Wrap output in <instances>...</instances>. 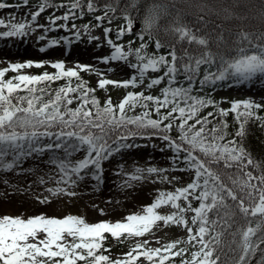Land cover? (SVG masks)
Instances as JSON below:
<instances>
[{"label":"snow or ice","instance_id":"1","mask_svg":"<svg viewBox=\"0 0 264 264\" xmlns=\"http://www.w3.org/2000/svg\"><path fill=\"white\" fill-rule=\"evenodd\" d=\"M141 3L38 0L29 19L16 21L13 17L7 23L0 19V26L7 28L0 31V38L26 37L39 28L45 35L37 39L45 40L54 28H67L69 21L94 14L95 23L90 20L80 27L89 34L102 27L111 51L101 61L121 62L131 70L128 78L113 80L92 65L66 67L60 60L50 64L56 71L36 75L21 70L40 68L41 62L0 67V179L7 184L3 174L18 169L32 173L34 169L23 167L31 159L49 169L38 182L53 185L46 189L49 195L36 197L38 202L73 197L77 195L73 189L86 177L102 182L104 163L122 149L133 147L130 141L140 137L162 141L161 151L174 153L171 167L182 162L180 171L191 174L190 182L183 184L168 168L153 164L136 165L130 171L120 165L117 174L125 177L121 187L132 188L151 177L173 187L157 189L150 204L115 222L89 223L73 214L0 216V264H138L141 257L148 264H174V257H180L179 264H264V161L258 163L244 143L250 124L264 127L260 114L264 103L247 98L232 100L224 108L201 92L203 86L220 81L264 78V31L240 28L227 38L222 32L213 38L212 32L193 28L177 15L164 29L172 40L162 43L154 31L159 29L164 6L150 3L141 17ZM22 4L28 5L29 0ZM10 7L0 2V9ZM98 7H102L101 14H95ZM53 8L64 9L63 14L52 13L47 24L38 23L41 14ZM117 19L123 21L118 28L103 26L105 21L111 25ZM138 19L140 32H136ZM199 19L203 21V17ZM70 30L80 37L76 23ZM129 33L136 34L138 45L121 41ZM61 39L68 41L67 37ZM150 42H154V51L148 50ZM59 43L51 39L45 47ZM93 71L100 77L95 88L81 76V72ZM9 72L14 75L6 78ZM58 81L64 83L53 87ZM196 84L200 87H194ZM108 86L126 90L118 103L110 95L103 101L96 95L97 89L107 91ZM229 116L234 132L229 131L233 126ZM165 207L171 211L162 214ZM100 214L105 215L103 209ZM158 222L182 227L187 238L156 248L148 240L137 239L128 252L115 259L106 254L110 253L105 246L109 235L123 243L152 233Z\"/></svg>","mask_w":264,"mask_h":264},{"label":"rangeland","instance_id":"2","mask_svg":"<svg viewBox=\"0 0 264 264\" xmlns=\"http://www.w3.org/2000/svg\"><path fill=\"white\" fill-rule=\"evenodd\" d=\"M3 1H7L5 3L12 5L10 8L0 9V19H4L6 23L13 17L16 21L29 19V11L35 10L36 6L35 3H29L28 5L19 3L21 6L16 7L18 3L0 0V2ZM63 2L66 3L67 0ZM63 11L64 9H48L38 18V23L47 24V18L50 14L62 15ZM101 12L102 9L97 10L95 14H101ZM91 15L87 14L75 21H69L67 28H54V30L46 34L45 40L37 39L39 35H45L43 30L39 28H36L34 32H31L26 37L0 38V67H6L8 63H25L29 60L41 62L43 66L40 68L33 66L21 70L22 73L36 75L45 71L49 73L56 71L50 67V64L60 60L65 63L66 67H76L77 65L85 64L92 65L94 69L103 72L108 78L113 80L128 78L131 70L125 67L123 63L112 61L105 64L101 61V58L109 55L111 51L103 39L102 27L93 28L90 34L80 27L82 24L88 23ZM59 23H63V21H57V24ZM72 23H76L78 28H80L81 35L79 38L73 34L75 30H70ZM122 23L121 19H117L111 25L105 21L104 26L116 29ZM4 30H7V28L0 26V31ZM89 35L95 36L98 39L91 40ZM62 37H67L70 42L62 40ZM51 39L60 40V43L52 47H45L47 41ZM121 41L127 43V40L122 39ZM134 42L135 45H138L140 41L135 38ZM42 47L45 48L44 51H40ZM148 50L154 51L155 49L149 48ZM109 68L112 71H108ZM6 75L10 77L14 73L9 72ZM81 76L93 88L96 87L97 81L100 78L95 71L81 72ZM62 83L64 81H58L53 87H57ZM194 87L199 88L200 86L196 84ZM158 90V88L154 89L153 94H156ZM125 91L124 88L108 86L107 91L97 89L96 95L101 101L110 95L113 102L118 103L119 99L125 94ZM201 92L203 94H210L224 108L229 107L228 102L232 100L247 98L264 103V78L254 77L250 81L236 82L225 88L218 89L213 88V85L209 84L203 86ZM208 110L211 109L209 108ZM230 118L229 116L228 121ZM130 142L134 145L133 147L122 149L120 153L110 158L109 162L104 163L102 182L97 183L91 176H88L85 181H81L73 189L77 195L73 197L67 195L50 197V203L42 204L36 199L37 196L43 197L49 195L46 189L53 186L51 182L43 185L38 182V177L49 171L48 167L40 164L39 161L26 160L23 167L34 169L32 173L21 172L18 169L16 172L3 174V178L8 180L7 184L3 183L2 179H0V216L23 215L24 218H27L28 216L41 213L56 217L73 214L84 217L89 223L101 220L115 222L122 220L130 213L141 211L142 206L150 204L157 194V189L171 190L173 187L171 184L160 183L155 177H151L145 182H136L132 188L121 187L125 177L117 174L120 170V165H123L126 170L130 171L136 165L147 166L153 164L158 167L168 168L169 173L180 177L183 184L190 182L191 174L180 171V168L184 165L179 163L174 169L171 167V157L174 153H171L169 150L161 151L164 148L162 141L155 138L144 139L137 137ZM100 209L104 210L105 215L100 214ZM169 211L171 209L165 207L162 209V214H166ZM186 238V230L182 227L164 226L162 222H158L153 227L152 233L146 234L143 237L129 238L119 244L117 240L109 235L107 241H109V246L114 248L110 254L116 258L128 252L129 247L134 246L137 239L141 241L148 240L149 246L156 248L172 240ZM176 258L180 261V257ZM143 260V257H141L139 262Z\"/></svg>","mask_w":264,"mask_h":264},{"label":"trees","instance_id":"3","mask_svg":"<svg viewBox=\"0 0 264 264\" xmlns=\"http://www.w3.org/2000/svg\"><path fill=\"white\" fill-rule=\"evenodd\" d=\"M29 1L38 2V0ZM150 3H159L164 6L161 10L164 14L161 15L159 29L154 31L156 38L162 43L172 40L171 35L164 29L177 15L193 28H203L205 32H212L213 38L221 32L227 38L229 33H235L240 28L246 31H264V0H142L139 14L141 17L144 7ZM200 17H203V21L199 19ZM150 44L154 45V42ZM162 50L167 51V49ZM232 80L234 79L226 81ZM260 114L264 115L262 111ZM232 129L234 132V124ZM244 143L258 163L264 161V127H261L259 123L250 124ZM142 264H148V262Z\"/></svg>","mask_w":264,"mask_h":264}]
</instances>
